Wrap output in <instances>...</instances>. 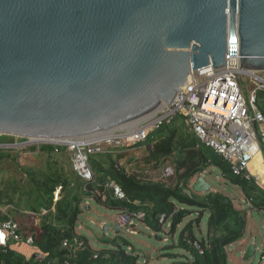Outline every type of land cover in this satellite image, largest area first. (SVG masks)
<instances>
[{"label":"water","instance_id":"1","mask_svg":"<svg viewBox=\"0 0 264 264\" xmlns=\"http://www.w3.org/2000/svg\"><path fill=\"white\" fill-rule=\"evenodd\" d=\"M228 66L264 72V0H0V136L69 146L54 141L131 127Z\"/></svg>","mask_w":264,"mask_h":264},{"label":"trees","instance_id":"2","mask_svg":"<svg viewBox=\"0 0 264 264\" xmlns=\"http://www.w3.org/2000/svg\"><path fill=\"white\" fill-rule=\"evenodd\" d=\"M258 96L260 110L264 112V90ZM154 130L146 142L134 146L142 145L137 152H134L135 148L112 149L91 156L89 165L95 174L92 182H85L74 171L67 146L41 144L22 151L0 148V171L3 173L7 170L1 166L10 159L14 165L20 166L23 153H31L36 162L35 169L24 168L26 184L15 180L10 182L13 195L0 191L1 203L13 209V216H3L0 212V221L12 219L17 222L23 235L33 237L34 247L45 256L43 261L32 257L27 263L17 250L0 247V264H138L140 256L133 253L127 240L121 239V245L105 238L102 242L113 243V246L95 250L87 238L78 234L79 217L87 208L83 204L88 199L114 210L143 213L142 222L155 233L164 231L169 225L166 233L172 239L178 235V244L168 249L178 247L193 256L173 264H228L227 249L243 238L247 211L236 208L220 192L202 197L193 191L191 183L213 168L219 169L226 180L243 189L246 199L259 212H264V189L254 181L236 177L227 161L189 132L185 117L177 116L170 125ZM17 141L21 139L0 137V145H13ZM167 167L173 169V176L160 181L151 178ZM110 181L123 189L127 200L113 198L107 188ZM59 189L58 200L55 201ZM184 189L191 190L192 196L187 195ZM193 212L197 213V219L178 232L185 218ZM207 213L210 215L208 234L199 239L194 235L193 225L196 222L199 226ZM29 215L38 216L40 223L36 225ZM163 215L165 221L161 223ZM27 219L29 223H26ZM76 243L81 244L79 248ZM196 244L203 254L195 247ZM179 256L162 254L164 258Z\"/></svg>","mask_w":264,"mask_h":264},{"label":"built area","instance_id":"3","mask_svg":"<svg viewBox=\"0 0 264 264\" xmlns=\"http://www.w3.org/2000/svg\"><path fill=\"white\" fill-rule=\"evenodd\" d=\"M241 75L240 66H228L213 68L208 75L191 76L190 83L178 93L173 103L170 106L162 105L154 116L139 125L136 132L132 127H127L112 138L92 143H70L67 147L74 171L85 182L94 181L95 174L89 165L91 156L112 149L133 148L146 142L154 129L170 125L175 117L183 116L189 132L227 161L236 177L258 183L260 171L256 167L255 158L259 154L262 156L264 150V112L258 107V93L264 90V72L245 76L253 81V89L247 92V97L243 86L245 77ZM162 171L166 179L174 175L171 167ZM107 188L115 200H127L123 189L114 181H110ZM59 191L55 201L58 200ZM184 192L192 196L191 190L184 189ZM1 213L4 216L6 211L1 210ZM142 219L143 213L121 210L115 216L114 223L120 232L136 226V221ZM164 221L165 215L161 217V223ZM34 242L33 237L26 238L23 235L14 220L0 221L1 248L6 250L23 245L34 247ZM195 247L203 254L197 244ZM36 253L39 261L45 259L41 252Z\"/></svg>","mask_w":264,"mask_h":264},{"label":"rangeland","instance_id":"4","mask_svg":"<svg viewBox=\"0 0 264 264\" xmlns=\"http://www.w3.org/2000/svg\"><path fill=\"white\" fill-rule=\"evenodd\" d=\"M243 85L245 87V95L247 97V92L253 89V81L249 77H245L243 81ZM258 107L260 108V102H258ZM155 132L153 130L151 133ZM1 137V136H0ZM20 139V138H16ZM26 139H21V141H17L14 145L18 147H14L15 150L22 151L30 146L27 145ZM35 146V145H31ZM38 146V145H36ZM139 145L135 148L139 150ZM14 153V152H13ZM20 157V166H16L12 163L11 159L8 160L7 163L1 166V169H6V172L0 171V191L4 193L12 194L13 195V188L11 187L10 182L13 180L17 182H21L22 185L26 184L27 182V174H25V169H35L36 162L32 158V154L27 152L21 154ZM70 155V154H69ZM140 153H137L139 156ZM72 160V159H71ZM18 162V163H19ZM44 163V162H43ZM45 168V163H44ZM210 174H206L205 179L208 183H210L212 190L209 193H216L220 192L223 193L229 200H231L235 207L240 210L247 211V224L245 235L241 240L236 242L235 244L231 245L227 249L228 253V264H264V260L262 257L264 256V213H258L254 211V207L250 200H247L244 194L243 189L240 186L234 185L226 180L221 171L219 169L213 168ZM151 178L154 181L166 180L163 177V171H158L154 173ZM18 187L16 186L15 189ZM30 188V187H29ZM208 193V194H209ZM207 194V195H208ZM15 195V194H14ZM202 196V197H206ZM12 203L15 205V199L12 197ZM89 205V208H85L82 215L79 217L78 225H77V232L79 235L84 236L89 240L92 247L95 250H102L107 249L113 246V243L107 244L103 243L102 240L107 238L110 241H117L119 244H123L121 239H125L129 242V245L134 250L133 253L138 254L140 256L138 264H173L176 262H180L183 260V256H187L188 258H192V253L189 251L182 250L178 247L174 249H168L174 245V242L178 244V235H176L175 239L170 238L166 231L169 229V225L165 226V230L160 233H155L150 228H148L142 220L136 221V227H129L126 230L118 232L115 223L114 217L116 216L117 211L104 205L99 204L94 200L88 199L83 206ZM24 204L22 203V209H24ZM12 207L6 206L1 203L0 201V212L1 210H5V215L13 216L12 214ZM11 209V210H10ZM2 214V213H1ZM3 215V214H2ZM29 217H31L29 215ZM208 213L205 215L203 220L201 221V229L206 232L208 228ZM197 219V213L193 212L191 216L185 218L183 227H179L180 232L184 227H186L191 221ZM31 221H33L36 225L40 223L39 217L32 216ZM26 223H29V220H26ZM108 225L109 230L104 234L103 227ZM182 226V225H181ZM136 228V229H135ZM193 232L196 237H200V229L196 222L193 225ZM179 234V233H178ZM122 242V243H121ZM255 244L257 247V253L254 257L250 258L249 260L243 259V251L247 249L250 245ZM81 244H77L79 248ZM65 247H67L65 245ZM23 246H21V249ZM19 250V253L22 254L24 251ZM129 252L132 250L129 248ZM38 252V251H35ZM40 252V251H39ZM29 253V254H28ZM28 256H25L26 262L28 263L29 260L33 257L34 252H28ZM171 253V254H179V257H162V254ZM26 254V255H27ZM39 261V259L37 258Z\"/></svg>","mask_w":264,"mask_h":264},{"label":"bare ground","instance_id":"5","mask_svg":"<svg viewBox=\"0 0 264 264\" xmlns=\"http://www.w3.org/2000/svg\"><path fill=\"white\" fill-rule=\"evenodd\" d=\"M156 114V113H155ZM154 114V115H155ZM153 115V116H154ZM152 117V116H151ZM142 123V122H141ZM137 124V125H134V126H131L132 129H134L133 131H137L136 129L139 127V125L141 124ZM124 129V128H123ZM122 129H119V130H114V131H110V132H106V133H101V134H98V135H95V136H91V137H87V138H79V139H74V140H68V139H65V140H60V141H54V142H64V143H92V142H95V141H101V140H104L105 138H112L114 137L116 134L119 135V133L121 132ZM134 133V132H132ZM131 133V134H132ZM45 140L43 139H31V142L32 143H38V142H43ZM255 164H256V167L257 169L261 172V173H264L263 170H264V167H263V158L262 156L259 154L256 156L255 158ZM263 176V175H261Z\"/></svg>","mask_w":264,"mask_h":264},{"label":"crops","instance_id":"6","mask_svg":"<svg viewBox=\"0 0 264 264\" xmlns=\"http://www.w3.org/2000/svg\"><path fill=\"white\" fill-rule=\"evenodd\" d=\"M262 158H263V167H264V150H263V155H262ZM263 172H264V170H263ZM205 174H209V173H205ZM260 181L258 182V183H256V185H258L260 188H262V189H264V173H261L260 172ZM261 175H263V176H261ZM166 179V178H165ZM193 182H194V180L192 181V183H191V187H192V184H193ZM205 195H207V194H202V195H200V196H205ZM117 211V213H116V215L118 214V210H116ZM254 211H256L255 209H254ZM256 212H258V213H264V212H259V211H256ZM209 215V214H208ZM210 216V215H209ZM115 218V217H114ZM202 223V222H201ZM137 226V225H136ZM135 226V227H136ZM181 227H183V224H182V226H180V229H181ZM198 228L200 229V233H201V236L199 237V239H202V238H204V237H206L207 236V234H208V228H207V231L206 232H204L202 229H201V224L198 226ZM136 229V228H135ZM245 235V234H244ZM198 238V237H197ZM174 245H177L176 244V242H174ZM13 249L14 250H17L18 252H19V250L21 249V246L20 247H18V246H15V247H13ZM21 250H23L24 252L22 253V255L25 257V256H28V252H34V254L36 253L35 251V247H29V246H25V245H23V248L21 249ZM246 250L247 249H244V251H243V259H244V255H245V252H246ZM28 253V254H27ZM27 254V255H26ZM193 257V256H192ZM26 258V257H25ZM183 258L186 260V259H190V258H188L187 256H183ZM192 259V258H191Z\"/></svg>","mask_w":264,"mask_h":264}]
</instances>
